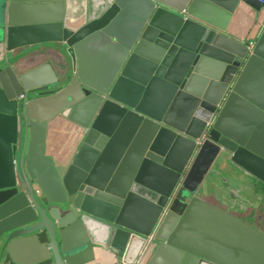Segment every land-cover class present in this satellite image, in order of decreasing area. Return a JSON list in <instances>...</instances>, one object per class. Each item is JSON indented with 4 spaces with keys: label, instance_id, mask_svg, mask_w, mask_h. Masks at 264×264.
<instances>
[{
    "label": "water",
    "instance_id": "water-1",
    "mask_svg": "<svg viewBox=\"0 0 264 264\" xmlns=\"http://www.w3.org/2000/svg\"><path fill=\"white\" fill-rule=\"evenodd\" d=\"M261 1L0 0V264H222L206 253L228 230L236 253L243 229L251 262L264 254L220 179L264 198V150L223 124L235 101L264 115L242 88L264 66ZM144 2L121 41L123 11ZM238 11L262 30L252 48L226 35ZM55 125L71 134L53 155ZM195 219L210 221L191 236Z\"/></svg>",
    "mask_w": 264,
    "mask_h": 264
},
{
    "label": "crops",
    "instance_id": "crops-1",
    "mask_svg": "<svg viewBox=\"0 0 264 264\" xmlns=\"http://www.w3.org/2000/svg\"><path fill=\"white\" fill-rule=\"evenodd\" d=\"M144 1V0H143ZM149 3H159L161 0H145ZM167 2V4H176L175 0H163ZM147 2L138 3L131 6L129 9L123 11V16L118 24V27L115 31L117 37L120 38L121 41L127 42L137 24L141 21V18L147 12ZM262 30H258L256 26H254L253 21L250 17V14L247 11H238L232 18V20L227 25L226 35L245 43L246 45H250V43H256L261 35ZM114 43L117 44L114 39ZM42 46L38 45H29L28 48L22 49L21 51L26 52L27 55L35 52ZM112 57L107 56L105 63L111 62ZM54 66L58 69L59 73L63 72V66L60 65L58 59L53 60ZM35 66L27 67V70L32 69ZM243 92L250 98H252L259 106L264 107V66L263 65H255L249 73L247 74L245 81L243 83ZM155 101H158V97H155ZM224 126L233 130L240 136H242L247 142L253 143L258 148H262L264 150V115L259 111L254 110L253 107L248 105L245 102L235 101L227 110L224 117ZM61 126V125H60ZM58 125H55L51 128L48 139H47V151L49 154L58 153L59 149H61L62 142L65 141L66 138L71 134L70 128H62ZM241 174H228L221 173L220 179L223 180L222 185L228 186L227 192L223 194L224 196H228L234 200L235 206L231 209V212L240 213V209L243 205H250L260 197L258 195V187L254 186L247 179L248 186H241ZM244 177V176H242ZM225 188V187H224ZM257 193V194H256ZM258 195V196H257ZM245 198V199H244ZM264 201V199H263ZM262 201V202H263ZM248 208V207H247ZM250 210V209H249ZM209 220V219H208ZM209 223L206 220H191L188 229L189 234L191 236L196 235L202 229V223ZM202 222V223H201ZM225 223V222H224ZM223 223V224H224ZM214 224V223H213ZM219 221H216L214 225H220ZM168 258H165L163 262L165 264H176V256L172 253L169 254ZM121 263L117 261L113 256H106V258L91 262L90 264H118Z\"/></svg>",
    "mask_w": 264,
    "mask_h": 264
},
{
    "label": "flooded vegetation",
    "instance_id": "flooded-vegetation-1",
    "mask_svg": "<svg viewBox=\"0 0 264 264\" xmlns=\"http://www.w3.org/2000/svg\"><path fill=\"white\" fill-rule=\"evenodd\" d=\"M260 196L256 202L250 204V205H243L240 209V213L242 215V220L248 224L253 226L254 228H257L259 231L264 233V201L261 200ZM245 199V198H244ZM263 201V202H262ZM248 207V208H247ZM250 209V210H249ZM249 229H243L242 233L239 234V241L242 237V244H239V248L237 249V252L234 253L233 250V231L228 230L229 235H225L227 237L226 243H225V252H217V247L211 248L210 252H207V256L211 259L220 261L222 264H264V254L256 252L254 256V263L251 262L248 252L249 249L247 247V243L252 240L253 237H251V234L248 231ZM211 237V243L216 242L217 238L214 235H210ZM212 238L214 240H212ZM214 245V244H213ZM243 245V248L241 247ZM246 245V249L244 247ZM245 249V250H244ZM224 251V250H223ZM207 264H214L207 262Z\"/></svg>",
    "mask_w": 264,
    "mask_h": 264
},
{
    "label": "built area",
    "instance_id": "built-area-1",
    "mask_svg": "<svg viewBox=\"0 0 264 264\" xmlns=\"http://www.w3.org/2000/svg\"><path fill=\"white\" fill-rule=\"evenodd\" d=\"M261 2L264 3V0H262ZM254 45H255L254 42L250 43V47H251V48L254 47ZM22 97H23V96H21V98H22ZM208 127L210 128V127H211V124H208ZM118 264H122V263H118ZM135 264H145V262L143 261L142 258H140Z\"/></svg>",
    "mask_w": 264,
    "mask_h": 264
}]
</instances>
